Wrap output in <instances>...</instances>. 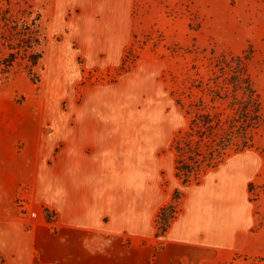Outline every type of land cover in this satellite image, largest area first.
<instances>
[{
    "label": "rangeland",
    "instance_id": "1",
    "mask_svg": "<svg viewBox=\"0 0 264 264\" xmlns=\"http://www.w3.org/2000/svg\"><path fill=\"white\" fill-rule=\"evenodd\" d=\"M241 79L250 144L184 183L174 139ZM92 217L150 254L167 233L195 264H264V0H0V264H64L51 237Z\"/></svg>",
    "mask_w": 264,
    "mask_h": 264
},
{
    "label": "trees",
    "instance_id": "2",
    "mask_svg": "<svg viewBox=\"0 0 264 264\" xmlns=\"http://www.w3.org/2000/svg\"><path fill=\"white\" fill-rule=\"evenodd\" d=\"M28 48V51L23 47L19 50L27 55L31 47ZM234 86L242 91H232L230 97L227 92L222 97L218 96L219 100L227 101L229 115H225L223 111L197 115L190 119L188 129L174 139L172 144L176 152L174 169L184 183L197 176L202 169L221 162L227 151L232 148L243 149L250 144L251 132L260 124L258 102L249 84L244 83L243 79ZM200 104L201 102L198 104L190 102L187 113H195L196 106L200 107ZM161 212L158 216H162ZM166 227L161 231L164 232Z\"/></svg>",
    "mask_w": 264,
    "mask_h": 264
},
{
    "label": "crops",
    "instance_id": "3",
    "mask_svg": "<svg viewBox=\"0 0 264 264\" xmlns=\"http://www.w3.org/2000/svg\"><path fill=\"white\" fill-rule=\"evenodd\" d=\"M78 221V220H77ZM100 219L92 217L93 233L86 234L80 230L61 233L60 236L50 239L52 249L60 250V259L65 264H195V259L189 257V250L180 254L178 241L171 235H164L168 248L158 253L150 254L146 245H142L136 234L101 230ZM115 222H108L112 224ZM74 224H72L73 226ZM106 226V224H105ZM72 229L78 227H70ZM55 240V241H54ZM144 242V241H143ZM166 245V246H167ZM189 245V244H188ZM156 262V263H155Z\"/></svg>",
    "mask_w": 264,
    "mask_h": 264
}]
</instances>
